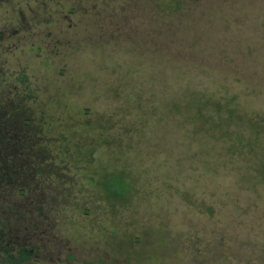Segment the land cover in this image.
I'll return each mask as SVG.
<instances>
[{
  "label": "rangeland",
  "instance_id": "1",
  "mask_svg": "<svg viewBox=\"0 0 264 264\" xmlns=\"http://www.w3.org/2000/svg\"><path fill=\"white\" fill-rule=\"evenodd\" d=\"M57 1L78 7L71 21L56 19L68 9L53 0H12L9 6L23 11L13 26L17 15L0 6V106H20L21 93L36 92L39 77V100L44 85L52 94L43 97L64 93L75 104L70 109L86 107V116L114 109L109 131L118 132L124 121L138 133L120 141L110 134L102 161L106 170L121 172L118 183L137 181L132 191L140 193L131 211L118 209L120 217L109 213L70 234L68 226L57 233L35 227L31 238L34 229L15 230L16 212L33 213L20 193L23 183L0 188V264H264V0H139L134 40L127 43L105 28L111 14H125L111 9L125 0ZM42 6L53 13L42 28L63 42L37 52L18 44L7 52L13 31L12 37L27 35L33 18L47 19ZM19 22L23 30L15 35ZM75 22L87 36L77 50ZM19 70L29 73L26 84ZM184 86L192 94L203 91V100L175 107L183 104L176 92ZM227 100L238 111L229 123L223 117L230 108L217 103ZM25 236L37 245L19 244Z\"/></svg>",
  "mask_w": 264,
  "mask_h": 264
},
{
  "label": "trees",
  "instance_id": "2",
  "mask_svg": "<svg viewBox=\"0 0 264 264\" xmlns=\"http://www.w3.org/2000/svg\"><path fill=\"white\" fill-rule=\"evenodd\" d=\"M82 2L84 3L85 0ZM177 2L178 0H174V4ZM121 4L122 7L111 6V9L125 14H111L113 17L110 20L106 19L105 28L109 29L111 33H118L121 38L119 40L122 42H132L134 38H131V32L135 29L131 26V19L137 17V11L141 12L138 7L140 2L133 0L132 3H128L125 0ZM84 5L86 6V4ZM140 25L142 24L140 23ZM80 26L81 24L74 31L75 50L83 46L87 37L78 34ZM83 33L87 32L83 31ZM144 42L148 44L150 40H144ZM58 44L61 43H55V47ZM68 45L72 47V38ZM207 61H211V58L207 57ZM42 86L43 88L40 85L41 98L37 104L31 103V105L12 108L4 103V106H0V162L3 164V179L0 188H5V186L16 188L23 183L20 193L24 194L27 202L32 203L33 206L31 214H25L22 211L16 212L19 215L17 220H14L17 225L15 230L19 228L20 230L24 228L32 230L36 227L35 229L41 228V230L49 228L55 233L60 230L69 231L68 234H70L73 228L87 227V221H96L109 213V216L116 213L120 217V210H118L120 207L129 208L131 211L132 199L137 198L136 192L140 193V189L136 192L132 190L136 189L139 184L137 181L134 184L131 182L126 184L124 178L118 183L116 177L121 172L106 170L101 152L110 144V134L114 139L120 141L124 140L123 134L126 135L133 131L138 133V131L124 126V124H128L124 121H122L121 130L118 132L109 131L115 125L113 124V114L118 113L113 111L114 109L112 112H107L108 115L102 111L93 116H86V107L82 111L84 114L81 111L70 109L74 108L75 104H72L64 93H53V100H48L50 96L43 97L44 93H52L45 88L46 86ZM180 90L181 93L176 92V97L183 104L182 106L174 105L177 108H191L197 101L203 100V91L192 94L187 86H184V90ZM144 91L140 93L143 94ZM171 97L172 91H169L163 98L170 100ZM0 99L2 98L0 97ZM53 102L57 104L55 105ZM217 103H221L220 106L223 108H230L229 116H226V119L223 117V122L226 120L229 123L238 114L237 109L232 107L231 101H218ZM133 112L134 110L131 113ZM25 113H28V117ZM210 114H213V110H210ZM19 115H23L21 120ZM109 124L112 126L108 127ZM171 129L166 132L170 133ZM190 134H194V131ZM180 135L184 141L185 137L181 132ZM128 150L130 152L132 147H129ZM176 170L177 166L172 171ZM15 172L21 177L17 184ZM130 172L132 173L130 170H125L124 174L128 176ZM13 204L19 206L18 203ZM103 212L102 216H98ZM77 213L84 226H81V221L74 215ZM67 215L70 216L69 219ZM8 219L11 220L12 215ZM6 224L8 225V221ZM61 225L63 227H60ZM65 226H68V231L64 228ZM35 229L31 232V238ZM15 230L11 229L13 233ZM94 231H103L102 225ZM27 238L28 236H25L24 242H19V244L37 245L28 241ZM117 250L116 246L112 249L115 254ZM114 253L113 256H115Z\"/></svg>",
  "mask_w": 264,
  "mask_h": 264
},
{
  "label": "flooded vegetation",
  "instance_id": "3",
  "mask_svg": "<svg viewBox=\"0 0 264 264\" xmlns=\"http://www.w3.org/2000/svg\"><path fill=\"white\" fill-rule=\"evenodd\" d=\"M40 0H38L39 2ZM44 1V0H42ZM55 1L52 5L53 6H58V7H61L63 6V12L66 9H68V14L64 15L63 14V18L61 17V12L57 11V13H59L57 16L58 18H56L59 22H62L63 20L65 19H69L71 21V14H75L78 7H75V8H68L67 5L65 4H62L61 6H59V1L57 0H53ZM70 1V0H68ZM2 5H8V7L11 8V10L17 15V19L15 21V19L11 20V24L13 26H15V24L17 23L18 19H19V15H20V19L22 20L23 18V11H18L17 12V9L15 8V6H9V5H12V0H0V6ZM73 6H85L84 4L80 3V2H75L73 4ZM42 9L43 11H46L45 14L47 13V19H35L33 18V24L34 26H32V28L28 31V34L27 35H24L21 34L19 36H16V37H12L14 36V31L12 32V35L11 36H8L6 37V42L8 43L7 46H6V51L7 52H12V51H15L16 49H18L19 45L18 44H21V45H24V44H28L29 47L31 48V52H37L41 49H44L46 46L48 48H52L51 46L55 47V43H62L63 41L61 39H56V36L55 34L52 35V33L50 31L48 32H45L44 29L42 28V25H51V22L53 21L52 19V12L51 10L49 9V6H42ZM25 16V15H24ZM26 18V17H25ZM32 19V18H31ZM15 21V22H14ZM78 26L77 23L75 22V25H73V27H76ZM45 27H48V26H45ZM14 29V27L12 28ZM23 30V25L21 22H19L16 30H15V35L20 33L21 31ZM67 35V34H66ZM1 37H5V36H1ZM41 38H44L45 40H41ZM64 42H69V40H67V38L65 37L64 38ZM38 46H37V45ZM36 49V51H34ZM38 54V53H36ZM19 78V80L22 82V83H25L27 82V80L29 79V73L24 71V70H19L16 74ZM27 93H24L23 94L21 93L22 97L21 99H19V102H20V105L24 106V105H31V103H34V104H37V102L39 101V77H37V90L36 92H33L32 94L26 96ZM33 100V101H32Z\"/></svg>",
  "mask_w": 264,
  "mask_h": 264
}]
</instances>
